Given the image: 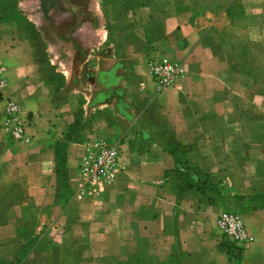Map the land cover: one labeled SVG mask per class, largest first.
<instances>
[{"label":"crops","instance_id":"1","mask_svg":"<svg viewBox=\"0 0 264 264\" xmlns=\"http://www.w3.org/2000/svg\"><path fill=\"white\" fill-rule=\"evenodd\" d=\"M99 6L69 41L84 50L79 82L49 79L12 18L0 21V261L30 247L27 264H264V95L240 91L262 85L234 80L228 48L244 37L264 44V0ZM151 57L184 73L157 90ZM98 91L107 98L94 103ZM7 98L21 105L26 141L1 127ZM90 138L118 142L122 170L77 198ZM177 162L206 174L221 197L188 186ZM225 205L243 214L246 249L219 244Z\"/></svg>","mask_w":264,"mask_h":264},{"label":"rangeland","instance_id":"2","mask_svg":"<svg viewBox=\"0 0 264 264\" xmlns=\"http://www.w3.org/2000/svg\"><path fill=\"white\" fill-rule=\"evenodd\" d=\"M110 1L112 0H86L87 9L89 13L93 14L97 5L98 7L102 5L105 10L110 11L111 9L115 10L113 5L117 4V7H121L128 2V0H121L119 5ZM4 16L12 18L10 20L13 22V31H17V34L19 33L22 37L25 36L31 42L35 58L43 62L46 68H49L52 80L61 84L63 72H65L66 75L70 76L71 74V78L79 82L81 77L80 64L84 50L74 48L69 41L62 39L56 30L68 20L69 14L57 13L53 8L45 11L42 0H0V21L4 19ZM237 31L241 35L243 34L241 29H237ZM243 44H246V53L240 49ZM228 48L232 52L236 64L233 73L234 80L241 81V85H243V81L247 82L251 79L254 83L262 85L260 88L253 87L252 89L244 86L241 87L240 91L248 92L251 90L252 92L255 91L256 94L264 95V44L244 37V39L241 38V40L229 44ZM75 54L77 56H74ZM247 67L250 71L244 70ZM54 69L57 72H54ZM110 143H116L120 149L118 142ZM30 254L20 264H27ZM0 264H2L1 261Z\"/></svg>","mask_w":264,"mask_h":264},{"label":"built area","instance_id":"3","mask_svg":"<svg viewBox=\"0 0 264 264\" xmlns=\"http://www.w3.org/2000/svg\"><path fill=\"white\" fill-rule=\"evenodd\" d=\"M148 74L157 90L171 86L177 77L184 73L183 65L167 58L151 57L147 61ZM7 68L0 63V98H3L7 86ZM1 127L14 141L28 139L27 123L21 117L19 102L7 98L6 109L1 121ZM121 151L116 143L101 139L90 138L84 145V153L80 158L79 172L82 183L77 198H81L85 186L98 182L112 183L120 174ZM216 226L220 231L219 244L234 250L246 249L251 244L242 215L233 210H221L216 219ZM223 247V248H224Z\"/></svg>","mask_w":264,"mask_h":264},{"label":"trees","instance_id":"4","mask_svg":"<svg viewBox=\"0 0 264 264\" xmlns=\"http://www.w3.org/2000/svg\"><path fill=\"white\" fill-rule=\"evenodd\" d=\"M110 2L119 3L121 2V0H115V1L112 0ZM42 4H43V8L45 11L53 8L57 12H60V13L62 12L70 13L71 18H72L71 21L63 25H60L59 28L58 27L56 28L61 38L67 41H73L71 35L73 31L80 24H82L85 21H92V22L95 21L93 14L89 13L87 9L86 0H42ZM240 49L241 51L246 53V44L241 45ZM235 65H233V68ZM49 79H51L50 76H49ZM105 95L107 96V93L105 94V92L98 91L93 97V102L94 103L101 102L102 100L107 98L105 97ZM118 95L122 96V93ZM123 105L124 104H122V102L119 101L117 104V108L120 109ZM174 171L180 176H185L187 179V185L195 188V190L201 191V192H204L206 190L213 191L214 194H218V196L221 197L222 194L216 187V184L212 183L209 180V177L206 176V174L202 173L201 171L194 169L190 166H187L184 163H179V162L175 163ZM212 200H214V198H212ZM258 201L261 206H264V194L263 193L258 196ZM222 210H233L243 215L239 208H234L228 205H225V207ZM29 253H31L30 247L23 249V251L12 262L6 263V262L1 261V263L2 264H20L21 261Z\"/></svg>","mask_w":264,"mask_h":264}]
</instances>
